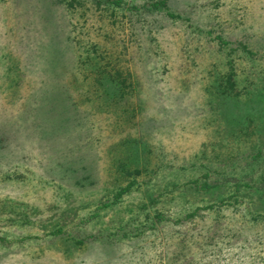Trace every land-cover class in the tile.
<instances>
[{
	"label": "rangeland",
	"instance_id": "rangeland-1",
	"mask_svg": "<svg viewBox=\"0 0 264 264\" xmlns=\"http://www.w3.org/2000/svg\"><path fill=\"white\" fill-rule=\"evenodd\" d=\"M0 264H264V0H0Z\"/></svg>",
	"mask_w": 264,
	"mask_h": 264
},
{
	"label": "trees",
	"instance_id": "trees-1",
	"mask_svg": "<svg viewBox=\"0 0 264 264\" xmlns=\"http://www.w3.org/2000/svg\"><path fill=\"white\" fill-rule=\"evenodd\" d=\"M157 218H160V216H158Z\"/></svg>",
	"mask_w": 264,
	"mask_h": 264
}]
</instances>
